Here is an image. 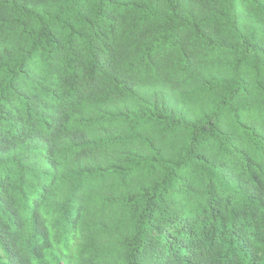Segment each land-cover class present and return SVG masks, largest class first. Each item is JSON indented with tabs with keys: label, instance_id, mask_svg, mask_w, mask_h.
I'll return each instance as SVG.
<instances>
[{
	"label": "clouds",
	"instance_id": "clouds-1",
	"mask_svg": "<svg viewBox=\"0 0 264 264\" xmlns=\"http://www.w3.org/2000/svg\"><path fill=\"white\" fill-rule=\"evenodd\" d=\"M0 264H264V0H0Z\"/></svg>",
	"mask_w": 264,
	"mask_h": 264
},
{
	"label": "trees",
	"instance_id": "trees-1",
	"mask_svg": "<svg viewBox=\"0 0 264 264\" xmlns=\"http://www.w3.org/2000/svg\"><path fill=\"white\" fill-rule=\"evenodd\" d=\"M219 179L221 180V182H223L224 180H226V179H231V178L225 176V177H220ZM253 179L255 180L256 177L253 176ZM253 219H255V217H253ZM237 238L239 239V237H237ZM5 247H6V250L9 251V255H10V256H13L14 254L12 253V251H11L10 249L7 248V241H5Z\"/></svg>",
	"mask_w": 264,
	"mask_h": 264
}]
</instances>
